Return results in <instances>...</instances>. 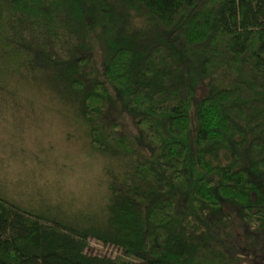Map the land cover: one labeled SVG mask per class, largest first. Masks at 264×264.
Segmentation results:
<instances>
[{
  "label": "trees",
  "instance_id": "trees-1",
  "mask_svg": "<svg viewBox=\"0 0 264 264\" xmlns=\"http://www.w3.org/2000/svg\"><path fill=\"white\" fill-rule=\"evenodd\" d=\"M0 61L112 161L64 212L0 196V264H239L229 210L264 234V0H0Z\"/></svg>",
  "mask_w": 264,
  "mask_h": 264
},
{
  "label": "rangeland",
  "instance_id": "rangeland-1",
  "mask_svg": "<svg viewBox=\"0 0 264 264\" xmlns=\"http://www.w3.org/2000/svg\"><path fill=\"white\" fill-rule=\"evenodd\" d=\"M93 43V58L95 61L102 60L103 40ZM0 114H3L4 135L11 139L24 141L25 135L31 133L39 139L37 153H29L27 148H20L19 154L25 159L20 160L24 171L20 178L11 180L5 174L0 179V196L13 200L24 207L43 209L40 199L47 204L59 205V210H67L69 205H74L78 199L75 194L57 195L53 197L49 190L40 188L36 183L34 169L45 167L48 163L56 165L59 158L63 156L62 149L66 144H78L90 151L87 142L79 133L77 119L71 108L63 104L56 96L54 98L50 91L36 87L33 83L24 82L20 75L15 74L0 61ZM201 92V88H200ZM201 95V93H199ZM59 118V127L54 136L49 135L46 130L48 117ZM124 132H131L132 120L128 116L122 118ZM92 154H95L91 151ZM12 156L16 153L12 152ZM97 155V154H95ZM6 164V160H0V167ZM62 167L67 168V164ZM39 194L41 197L37 196ZM46 203V202H45ZM234 218L235 223L225 220L219 216V225L215 232L220 237L225 236L226 247L233 255L238 256L239 264H264V234L257 237L244 230L240 225L236 212L228 211ZM255 236V237H254ZM90 249L97 255H105L114 258L118 252L110 247L91 241Z\"/></svg>",
  "mask_w": 264,
  "mask_h": 264
},
{
  "label": "clouds",
  "instance_id": "clouds-1",
  "mask_svg": "<svg viewBox=\"0 0 264 264\" xmlns=\"http://www.w3.org/2000/svg\"><path fill=\"white\" fill-rule=\"evenodd\" d=\"M3 119V114H0V160H6V164L0 167V179L6 174L8 179L16 180L24 171L20 160L25 157L20 156L19 149L27 148L29 153L38 154L39 139L31 133L25 135L23 142L5 136ZM45 127L48 134L54 136L59 127V118L48 117ZM12 152L16 155L12 156ZM62 152L58 164L48 163L45 167L34 169L35 183L40 188L49 190L53 197L68 194L84 198L98 197L106 191L110 179L107 170L112 161L74 143L64 145ZM63 164L68 167H62Z\"/></svg>",
  "mask_w": 264,
  "mask_h": 264
}]
</instances>
